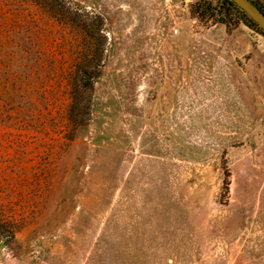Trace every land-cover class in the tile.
Listing matches in <instances>:
<instances>
[{
  "label": "rangeland",
  "instance_id": "374dc122",
  "mask_svg": "<svg viewBox=\"0 0 264 264\" xmlns=\"http://www.w3.org/2000/svg\"><path fill=\"white\" fill-rule=\"evenodd\" d=\"M51 1L0 0V264H264V32L226 0ZM56 2L104 37L80 126Z\"/></svg>",
  "mask_w": 264,
  "mask_h": 264
},
{
  "label": "trees",
  "instance_id": "16d2710c",
  "mask_svg": "<svg viewBox=\"0 0 264 264\" xmlns=\"http://www.w3.org/2000/svg\"><path fill=\"white\" fill-rule=\"evenodd\" d=\"M46 1V0H41ZM51 1V0H48ZM54 1V0H53ZM230 5H233L232 2L226 0ZM255 6L264 13V10L261 9L254 1L250 0ZM52 2V1H51ZM46 3V2H45ZM64 4V5H63ZM56 2L55 5L58 6V9L55 10V13L51 10L52 16L58 18L60 22H63L67 25L77 26L84 34L86 40V47L79 49V54H77V61L75 63L74 72L71 78V114L74 113L72 117V123L75 125H81V116L88 113L89 104L84 105L83 96L84 93L88 90H91L93 87L94 80L99 75L100 61L101 56L104 51V42L103 38L99 34V29L95 30L94 24H88V21H81L78 17L79 13L74 9H69L67 6L70 5L69 2ZM81 15V14H80ZM89 15V14H88ZM91 18L97 19L95 16H90ZM89 17V18H90ZM84 22V23H81ZM252 23V22H251ZM256 26V24L253 23ZM102 37V38H101ZM84 46V45H83Z\"/></svg>",
  "mask_w": 264,
  "mask_h": 264
},
{
  "label": "water",
  "instance_id": "95a60500",
  "mask_svg": "<svg viewBox=\"0 0 264 264\" xmlns=\"http://www.w3.org/2000/svg\"><path fill=\"white\" fill-rule=\"evenodd\" d=\"M264 32V13L250 0H229Z\"/></svg>",
  "mask_w": 264,
  "mask_h": 264
},
{
  "label": "built area",
  "instance_id": "2783aa9c",
  "mask_svg": "<svg viewBox=\"0 0 264 264\" xmlns=\"http://www.w3.org/2000/svg\"><path fill=\"white\" fill-rule=\"evenodd\" d=\"M173 33H174V34L177 33V29H174V30H173Z\"/></svg>",
  "mask_w": 264,
  "mask_h": 264
}]
</instances>
